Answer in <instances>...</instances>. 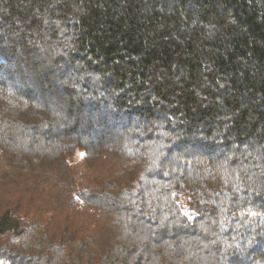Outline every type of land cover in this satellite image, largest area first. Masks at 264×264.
I'll return each instance as SVG.
<instances>
[{
  "label": "trees",
  "instance_id": "obj_1",
  "mask_svg": "<svg viewBox=\"0 0 264 264\" xmlns=\"http://www.w3.org/2000/svg\"><path fill=\"white\" fill-rule=\"evenodd\" d=\"M2 187L0 264H264V0H0Z\"/></svg>",
  "mask_w": 264,
  "mask_h": 264
},
{
  "label": "rangeland",
  "instance_id": "obj_2",
  "mask_svg": "<svg viewBox=\"0 0 264 264\" xmlns=\"http://www.w3.org/2000/svg\"><path fill=\"white\" fill-rule=\"evenodd\" d=\"M78 158H79V154L76 155L75 159L78 160ZM16 193H17L16 188L14 189H9L7 187L0 188V198L15 196ZM20 203L22 206L25 207L23 211L27 210L29 207V211H31V213L33 214L38 210H45L48 211L49 213L55 212L56 210H60L59 206L55 203V200L53 198H47L45 194H40V192L24 193L22 195Z\"/></svg>",
  "mask_w": 264,
  "mask_h": 264
},
{
  "label": "snow or ice",
  "instance_id": "obj_3",
  "mask_svg": "<svg viewBox=\"0 0 264 264\" xmlns=\"http://www.w3.org/2000/svg\"><path fill=\"white\" fill-rule=\"evenodd\" d=\"M185 215H187V213H185Z\"/></svg>",
  "mask_w": 264,
  "mask_h": 264
}]
</instances>
